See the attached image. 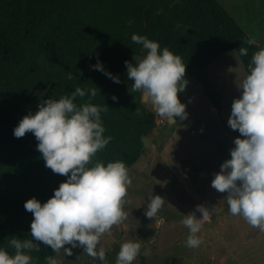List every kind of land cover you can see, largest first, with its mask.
Wrapping results in <instances>:
<instances>
[{
	"label": "rangeland",
	"instance_id": "obj_1",
	"mask_svg": "<svg viewBox=\"0 0 264 264\" xmlns=\"http://www.w3.org/2000/svg\"><path fill=\"white\" fill-rule=\"evenodd\" d=\"M212 1L218 12L228 17L247 39L256 40L251 45L254 51L264 47V0ZM165 6L172 13L164 12L159 1L155 7L149 6L148 0H81L85 24L92 20L100 22L115 41L113 52L133 63L145 52L131 36L135 33L148 38L149 30L163 31L164 40L156 41L161 48L167 47L181 57L184 48L178 45L182 35L195 31L182 19L173 17L181 14L177 1H167ZM166 37L171 43L165 41ZM224 46L212 60L203 58L202 73L181 57L185 62L183 78L187 83L177 95L188 115L182 121L177 117L178 125L169 124L166 118L145 107L139 93L131 89V78L128 77L126 87L119 92L124 110L115 129L129 125L133 145L140 147L141 154L137 160L126 164L132 179L123 204L127 216L100 238L98 247L102 246L106 252V264H115L120 245L135 238L141 239V251L132 264H264V231L249 225L242 216L232 215L225 199L227 194L211 186L220 164L230 158L234 137L240 135L229 127L227 119L233 98L240 96L235 82L244 77L248 68L237 47ZM29 57L27 69L38 77L37 88L30 98H37L52 74L36 56L30 54ZM208 91L214 96L213 100ZM137 126L142 127L140 134L134 131ZM66 178L64 175L60 181ZM150 193L168 202L154 218L144 215ZM25 201L0 197V223H9L8 215H20L24 225L30 227L33 216L25 210ZM197 204L209 209L215 206V210L201 221L203 226L197 235L202 244L189 248L184 244L188 229L181 219L182 214L195 211ZM200 216L196 212V217ZM47 247L59 264H101L84 253L82 247L72 248L70 256L64 254L63 249L52 252L50 246Z\"/></svg>",
	"mask_w": 264,
	"mask_h": 264
},
{
	"label": "clouds",
	"instance_id": "obj_2",
	"mask_svg": "<svg viewBox=\"0 0 264 264\" xmlns=\"http://www.w3.org/2000/svg\"><path fill=\"white\" fill-rule=\"evenodd\" d=\"M131 40L145 52L135 63L124 62L126 75L132 80V91L139 93L141 103L149 110L166 118L169 124L178 125L176 118L182 121L188 115L177 95L187 83L183 78L185 62L144 35L133 33ZM243 43L253 45L256 40L251 38ZM238 52L245 56L248 48L239 46ZM92 67L113 82H120L99 60ZM235 83L240 96L231 102L227 124L240 135L234 137L230 158L220 164L211 186L227 194L225 199L232 215L242 216L249 225L264 231V47L252 54L246 74ZM97 92L96 87H76L58 99L45 98L37 104L34 113L29 111L13 128L17 138L31 132L38 141L36 148L45 166L67 178L53 189L45 202L35 197L24 202L25 210L33 216L30 221L32 238L11 236L8 246L14 252L9 254L0 247V264H35L30 253L40 251V247L34 241L50 246L52 252L63 249L69 256L72 248L82 247L88 256L106 264V252L102 246L98 247L100 238L126 218L123 204L132 179L122 159L93 162L96 153L112 140L110 135H104L101 118L108 107L91 102ZM77 98L83 102L77 103ZM111 99L115 101L117 97L113 95ZM148 197L144 215L154 218L167 201L152 193ZM214 210L215 206L209 209L197 204L195 211L182 214L181 223L188 229L184 240L186 247L196 248L202 244L197 235L203 226L201 221L208 219ZM196 212L201 214L200 218L196 217ZM140 251L141 239L124 241L116 254L115 264H132ZM45 261L46 264H59L51 255L46 256Z\"/></svg>",
	"mask_w": 264,
	"mask_h": 264
},
{
	"label": "trees",
	"instance_id": "obj_3",
	"mask_svg": "<svg viewBox=\"0 0 264 264\" xmlns=\"http://www.w3.org/2000/svg\"><path fill=\"white\" fill-rule=\"evenodd\" d=\"M158 1L168 14L172 12L167 11L165 3H179L181 14L173 17L182 19L195 32L182 35L178 47L184 48L181 57H185L200 73L203 72V58L212 60L216 53L225 49L226 44L237 47V50L239 46L247 47L248 54L241 57L247 65L250 63L255 51L251 45L243 43L247 37L228 17L218 12L212 0H148L149 6L156 7ZM147 36L163 41L165 34L149 30ZM165 41L171 43L167 37ZM115 47V41L100 22L92 20L85 24L81 0H0L1 198L27 200L35 197L43 203L59 186L64 175L53 173L45 166L34 135L26 132L17 138L13 135V128L29 111L34 113L43 99H58L76 87H96L98 92L91 102L108 107L101 113V118L104 135H110L112 140L96 153L93 160L106 163L122 159L125 164L137 160L141 149L133 145L129 134L131 127L124 125L118 131L115 129L123 118L119 92L126 87L128 80L124 62H130L127 57L113 52ZM179 51L182 52L180 48ZM30 54L36 56L52 74L49 84L37 98H30L38 84V77L27 69ZM97 60L105 62L102 66L120 82H113L92 67ZM207 94L214 99L210 91ZM113 95L117 100L111 99ZM76 102L83 101L77 98ZM134 131L140 134L142 127L137 126ZM7 220L9 223H0V247L12 254L14 249L8 246L11 236L32 237L30 227L24 225L20 215H8ZM34 243L40 247V251L32 250L30 253L35 264H46L45 257L51 255L49 248L42 242Z\"/></svg>",
	"mask_w": 264,
	"mask_h": 264
}]
</instances>
